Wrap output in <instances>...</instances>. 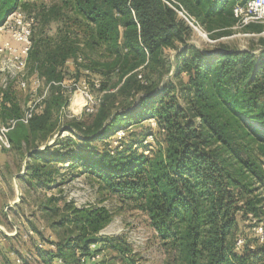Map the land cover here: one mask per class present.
<instances>
[{
  "label": "trees",
  "instance_id": "trees-1",
  "mask_svg": "<svg viewBox=\"0 0 264 264\" xmlns=\"http://www.w3.org/2000/svg\"><path fill=\"white\" fill-rule=\"evenodd\" d=\"M173 1L217 41L233 33V8L247 0ZM38 2L0 0V28L12 12ZM38 8L37 25L48 18L64 24L56 22L51 38L32 27L27 68L47 83L72 70L92 86L98 80L101 95L95 113L83 114L87 122L71 121V136L58 134L40 151L67 104L60 86L50 87L28 124L10 132L11 148L27 155L21 180L28 188H57L61 171H77L147 217L168 264H264V52L200 48L163 0H59ZM241 30L258 34L263 26ZM166 50L175 52L172 66ZM1 113L3 121L20 115L10 97ZM143 122L145 137L128 140L129 127ZM118 130L125 131L120 140ZM149 134L154 141L145 145ZM59 193L39 195L40 217L55 239L31 226L41 245L54 247L35 248L43 264H92L103 247L129 251L121 238L99 236L112 219L109 209L78 207Z\"/></svg>",
  "mask_w": 264,
  "mask_h": 264
},
{
  "label": "rangeland",
  "instance_id": "rangeland-1",
  "mask_svg": "<svg viewBox=\"0 0 264 264\" xmlns=\"http://www.w3.org/2000/svg\"><path fill=\"white\" fill-rule=\"evenodd\" d=\"M59 4V0H42V2H38L35 8H26L24 9V16L26 19L34 18L33 20V29H35L36 33L39 34L40 30L42 29L45 31V35L49 38L53 37L55 33V29L57 28L56 22L60 21V26H62L63 18L59 20H54L48 18V20L41 21L39 24L42 27L37 25V19H35V14L37 13V9L40 10V5L47 10L48 8ZM182 20V19H181ZM48 23H44L47 22ZM62 21V23H61ZM184 21V20H183ZM185 22V21H184ZM186 23V22H185ZM187 24V23H186ZM188 25V24H187ZM189 26V25H188ZM263 30L258 33H252L248 31H243L241 29H234L232 30L233 33L230 36L222 37L214 43H201L198 45L196 43V33L195 31L189 26L192 31L191 40L195 41L198 46H203V49H208L211 51H221V46H226L230 49L237 48L247 50L249 47L254 46L253 53L256 57L264 52V46L258 44V38H262L264 41V24ZM247 34V36H245ZM237 35V36H236ZM5 37V35H4ZM196 37V38H195ZM233 37V38H232ZM174 51L166 50L165 55L168 59V62L173 65V55ZM34 73L28 69L26 76V88H20L16 83L12 82L8 85V97L11 98L15 110L19 111L21 114L24 109L26 108V104L29 101V89L31 87L32 79L34 77ZM172 76V73H171ZM169 76V78H171ZM1 78V76H0ZM41 78V77H40ZM85 78L84 76L77 75L74 71L70 70V73H67L66 79L69 81L73 80V82H78V80ZM44 81V80H43ZM45 82V81H44ZM72 82V84H73ZM44 84V83H43ZM7 88L3 90L0 86V126L3 121V116L1 113L2 105L4 101L7 102V98L3 95ZM89 92L93 97H99L101 94L98 92L97 88L89 84ZM75 87H72L70 93L66 94L67 104L60 110L58 114V131H55V134L47 141L48 145H51L53 141L57 138L58 134H61L58 138L63 139L66 137L71 136L69 133V124L71 121H83L87 122V118L89 116H84L82 109L80 107L83 105V96L79 92H74ZM38 97H42L43 93L40 90L37 91ZM81 98H80V97ZM47 98V95L41 99L43 102L44 99ZM138 107V103L135 104L134 108ZM131 108L130 110L134 109ZM147 122H143L140 125H131L129 127V135L128 140L136 139L137 141L142 140L145 137V134L148 133L144 126ZM260 129V128H257ZM60 130H63L60 131ZM66 130V131H65ZM154 134V132H152ZM158 136V135H157ZM158 143L161 142V138H157ZM92 146H97L100 149V143H92ZM43 146L41 145L38 149H41ZM2 151V155L4 160L8 162V166L14 171V173L22 172V167L25 166L27 157L23 155L22 151L20 153L14 151L11 146L9 149L0 150ZM23 174V173H22ZM77 174V175H76ZM61 176L63 178V183H60V186L57 188H51L47 190V193L58 195L61 191V195L65 198L71 200L76 206H105L107 209L110 210L112 214L111 221L99 232V236L104 239H116L121 238V242H124L126 248H128V252L126 254L121 255L118 250L111 249L109 247H103L104 249L101 252V264H168L170 261V254L164 250L161 245V242L156 237V233L152 230L148 223L147 217L137 208L129 205L127 202L122 201L120 198L113 194H109L106 190H103L98 187L97 184L93 180H90L84 175H79L77 171L73 173L63 170L61 171ZM19 193V198H13L17 203L19 202L21 197V191ZM11 197V195L9 196ZM11 209L5 207L1 209L2 215L10 217ZM10 219V218H9ZM6 218L4 221H9ZM12 220V219H11ZM13 225L11 226L8 224L7 228H4L7 236H16V231H20L19 226L20 224L14 220ZM245 224H249L246 222ZM247 235L250 231L245 230ZM260 234V232H258ZM12 234V235H10ZM251 236V235H249ZM17 245V244H16ZM15 245V246H16ZM18 246V245H17ZM20 250H23L22 246L17 247Z\"/></svg>",
  "mask_w": 264,
  "mask_h": 264
},
{
  "label": "built area",
  "instance_id": "built-area-1",
  "mask_svg": "<svg viewBox=\"0 0 264 264\" xmlns=\"http://www.w3.org/2000/svg\"><path fill=\"white\" fill-rule=\"evenodd\" d=\"M163 2L173 9L177 16L184 20L194 31L200 29L194 19L189 13L178 3L173 0H163ZM24 12L20 9L15 10L8 15L1 28L0 32L6 34L7 39L0 42V86L5 90L12 82L16 83L20 88H26V73L27 58L32 45L31 35L33 27V18L26 19ZM233 16L236 20L232 29H243L251 24H264V0H247L242 5H237L233 8ZM201 30V29H200ZM247 34H245L246 36ZM81 61V58H78ZM31 87L29 89V101L26 104V108L18 117L8 118L0 126V150L9 149L11 144L9 141L10 132L18 125H26L31 120L33 115L41 109V99L49 94L50 87L52 85H58L62 89L63 94L71 92L72 87H75L74 92H79L83 96V105L80 110L84 114L95 113L97 106L100 103V96L93 97L89 92V83L86 78L78 80V82L69 81L64 79L61 82H44L43 78H40L34 73ZM83 74L87 75L88 71L83 70ZM73 82V84H72ZM44 83V84H43ZM93 86L98 88L99 81L94 80ZM42 91L43 96L38 97L37 91ZM63 109V108H62ZM152 128H155V123L150 122ZM125 135L124 130H118L115 133L116 140H120ZM154 141V135L149 134L143 141V143L149 144ZM260 232V230H258ZM240 241L237 242V245ZM42 245L39 244V248ZM94 248V245H91ZM100 254H94L91 256L90 261L98 262L101 258ZM60 262V261H59Z\"/></svg>",
  "mask_w": 264,
  "mask_h": 264
},
{
  "label": "crops",
  "instance_id": "crops-1",
  "mask_svg": "<svg viewBox=\"0 0 264 264\" xmlns=\"http://www.w3.org/2000/svg\"><path fill=\"white\" fill-rule=\"evenodd\" d=\"M2 38L4 35L0 33V40ZM2 154L0 151V264H43L35 251V248H39L41 241L31 226L38 228L48 239H55L47 224L41 219L39 211L41 201L39 195L45 194L48 197L52 194L47 193L46 189L30 190L21 180L24 174L23 167L22 172L14 173ZM20 191L22 199L17 203L13 198H17ZM7 206L11 209L10 217L7 215L4 217L1 213V209ZM6 218H10L8 223L4 221ZM14 220L20 224V231H16L15 237L7 236L4 228H7L8 224L12 226ZM16 244L22 246L23 250L18 249ZM39 249L53 250L54 247L42 243Z\"/></svg>",
  "mask_w": 264,
  "mask_h": 264
},
{
  "label": "bare ground",
  "instance_id": "bare-ground-1",
  "mask_svg": "<svg viewBox=\"0 0 264 264\" xmlns=\"http://www.w3.org/2000/svg\"><path fill=\"white\" fill-rule=\"evenodd\" d=\"M195 35L197 37V39L195 40L196 43L198 45H201V43L205 42V43H214V41L210 40L209 37H207V35L205 34V32H203L200 29H197V31H195ZM237 36V35H236ZM247 36V35H246ZM195 37V38H196ZM233 38V37H232ZM201 48V46H199ZM80 97V96H79ZM81 98V97H80ZM81 108V107H80Z\"/></svg>",
  "mask_w": 264,
  "mask_h": 264
},
{
  "label": "water",
  "instance_id": "water-1",
  "mask_svg": "<svg viewBox=\"0 0 264 264\" xmlns=\"http://www.w3.org/2000/svg\"><path fill=\"white\" fill-rule=\"evenodd\" d=\"M188 44H190V43H188ZM241 50H243V49H241ZM46 146H48V144H45L41 149H38V150L40 151V150L44 149ZM26 157H27V155H26ZM23 171H24V167H23ZM18 198H19V194H18Z\"/></svg>",
  "mask_w": 264,
  "mask_h": 264
}]
</instances>
